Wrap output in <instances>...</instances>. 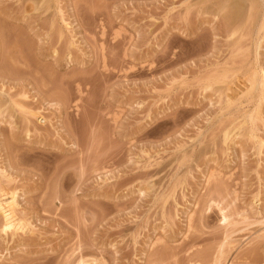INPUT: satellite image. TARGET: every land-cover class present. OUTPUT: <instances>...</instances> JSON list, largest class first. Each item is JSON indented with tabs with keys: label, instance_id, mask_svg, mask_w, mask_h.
Returning <instances> with one entry per match:
<instances>
[{
	"label": "rangeland",
	"instance_id": "obj_1",
	"mask_svg": "<svg viewBox=\"0 0 264 264\" xmlns=\"http://www.w3.org/2000/svg\"><path fill=\"white\" fill-rule=\"evenodd\" d=\"M262 23L264 0H0L24 106L0 108V264H264Z\"/></svg>",
	"mask_w": 264,
	"mask_h": 264
},
{
	"label": "bare ground",
	"instance_id": "obj_2",
	"mask_svg": "<svg viewBox=\"0 0 264 264\" xmlns=\"http://www.w3.org/2000/svg\"><path fill=\"white\" fill-rule=\"evenodd\" d=\"M45 1V0H44ZM49 1V0H48ZM242 1V0H241ZM254 1V0H253ZM47 2V1H46ZM226 2V1H225ZM257 2V1H256ZM40 3V2H39ZM228 3V2H227ZM244 3V2H243ZM258 3H260V2H258ZM256 4V3H255ZM45 5V4H44ZM222 5V4H221ZM229 5V4H228ZM217 6V5H216ZM259 6V5H258ZM227 7V6H226ZM233 7V6H232ZM232 7H230V8H232ZM241 7V6H240ZM248 7H249V4H248ZM250 7L252 8V6L250 5ZM37 8V7H36ZM225 10H226V8H225ZM228 11V10H227ZM220 12H222V11H220ZM229 12V11H228ZM233 12V11H232ZM237 16V15H236ZM223 17V16H222ZM5 19V18H4ZM234 19H236V18H234ZM231 20H232V18H231ZM227 21V20H226ZM2 24V23H1ZM0 24V25H1ZM263 24V23H262ZM3 25V24H2ZM264 25V24H263ZM4 36V35H3ZM264 37V36H263ZM264 39V38H263ZM13 50V49H12ZM26 80V79H25ZM26 82V81H25ZM255 87V86H254ZM6 96H8V94L6 95ZM22 96V95H21ZM24 96V95H23ZM22 96V97H23ZM25 98V97H24ZM0 102L2 103H0L1 104V109H2V106L4 105V106H6V103L9 105V104H18V105H20L17 101H14V100H12L11 98L10 99H4V100H1L0 99ZM27 104V103H26ZM31 104V103H30ZM9 107H11V106H9ZM20 108L22 107V109H23V107L24 106H22V105H20L19 106ZM1 109H0V114H2V112H1ZM21 110V109H20ZM24 112H26V111H24ZM26 117V116H25ZM0 123H1V121H0ZM1 142V141H0ZM3 149V148H2ZM3 171V170H2ZM1 171V174L0 175H2L3 174V172ZM7 180V179H6ZM5 186V185H4ZM4 186H2L1 185V182H0V215L2 216V218H3V220L5 221V223H6V221L9 219L8 217H7V214H6V212H5V208L6 207H9L11 210H15V207L17 206V201H16V198H17V192L15 191V189H13V190H9V189H6ZM17 190V189H16ZM7 195H9L7 198H6V196ZM4 223V224H5ZM84 261V260H83ZM83 261H79L77 264H84V262Z\"/></svg>",
	"mask_w": 264,
	"mask_h": 264
}]
</instances>
